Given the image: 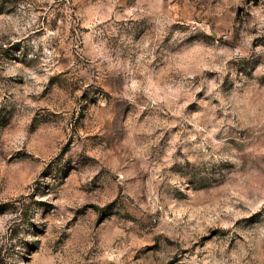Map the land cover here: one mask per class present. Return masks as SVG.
I'll return each mask as SVG.
<instances>
[{
	"label": "rangeland",
	"instance_id": "1",
	"mask_svg": "<svg viewBox=\"0 0 264 264\" xmlns=\"http://www.w3.org/2000/svg\"><path fill=\"white\" fill-rule=\"evenodd\" d=\"M0 264H264V0H0Z\"/></svg>",
	"mask_w": 264,
	"mask_h": 264
}]
</instances>
